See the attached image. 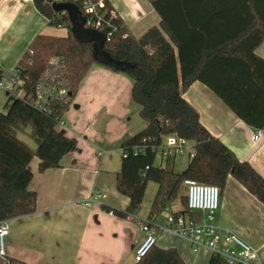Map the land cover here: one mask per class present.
<instances>
[{"label": "trees", "instance_id": "16d2710c", "mask_svg": "<svg viewBox=\"0 0 264 264\" xmlns=\"http://www.w3.org/2000/svg\"><path fill=\"white\" fill-rule=\"evenodd\" d=\"M31 1L51 27H63L67 35H42L32 41L19 62L23 89L28 94L33 92L49 60L61 56L73 99L80 82L96 63L92 43L79 42L71 32L68 15L55 12L52 6L57 3L75 5L84 19L80 1ZM150 1L161 16L160 27L150 28L136 38L115 15V29H110L111 36L102 47L111 59L128 65L121 69L107 68L123 72L132 80L131 98L140 107V118L146 124L141 132L121 144L125 158L122 157L120 170L115 175V187L118 194L128 199V205L123 212L114 210L113 215L140 223L137 214L146 187L152 183L157 190L145 221H153L176 201L181 211L173 215L183 216L189 213L183 186L187 179L216 186L221 192L231 177L264 206V179L213 137L201 125L198 113L182 97L193 82H200L244 124L254 130L264 127V60L255 52L264 42V0L244 3L234 16L237 28L190 29L184 35L159 12L157 0ZM105 3L106 10L113 11L108 0ZM193 35L204 43L184 44V40ZM67 106H52L56 112L53 117L38 112L23 99H8L5 111L0 112V221L36 211V194L28 189L32 180L28 166L34 158L38 160L40 173L61 166L70 141L56 129V118L62 116ZM28 128L36 143L34 150L17 137ZM167 136L192 144L193 157L181 172L173 171V158H161L163 167L156 165L160 157L158 149ZM137 147H143L144 153L134 155L133 149ZM135 264L185 263L175 249L155 245ZM208 264L225 262L211 254Z\"/></svg>", "mask_w": 264, "mask_h": 264}, {"label": "crops", "instance_id": "0c3cea01", "mask_svg": "<svg viewBox=\"0 0 264 264\" xmlns=\"http://www.w3.org/2000/svg\"><path fill=\"white\" fill-rule=\"evenodd\" d=\"M246 1L157 0L156 4L184 35L190 29L237 28L234 16ZM108 2L136 38L160 27L161 16L150 0ZM42 35L65 37L67 30L51 27L31 0H0V70L19 65L32 41ZM201 40L193 35L184 44L202 45ZM255 52L264 60V42ZM132 85L123 72L97 63L90 67L62 114L65 125L56 127L70 141L61 166L40 173L36 158L28 166L32 173L28 189L36 194V211L9 220L5 257L0 258V264H135L134 250L144 238L139 223L109 215V211L123 212L128 205V199L115 187L121 144L146 126L140 107L132 101ZM182 97L198 113L201 125L264 179V132L254 143V129L200 82H193ZM7 100L0 112L5 111ZM177 158H173L172 169L181 172ZM163 164L158 157L156 165ZM150 189L147 203H142L137 214L139 221L147 218L157 186L151 183ZM168 208L165 218L181 211L177 203ZM183 216L199 220L202 214L189 211ZM165 218L157 225L163 226ZM214 224L249 245L264 264V206L231 177L220 192ZM156 246L175 249L185 264H208L211 255L206 249L193 253L188 241L167 232L158 236Z\"/></svg>", "mask_w": 264, "mask_h": 264}, {"label": "built area", "instance_id": "2783aa9c", "mask_svg": "<svg viewBox=\"0 0 264 264\" xmlns=\"http://www.w3.org/2000/svg\"><path fill=\"white\" fill-rule=\"evenodd\" d=\"M84 16L85 29L104 34L108 41L110 29H115L113 11L106 10V0H78ZM60 28V27H58ZM24 80L21 77L20 66L9 71L0 70V92L7 94L9 100L23 99L32 108L46 115L56 116L52 109L54 105H69L72 101L71 89L67 80L64 60L61 56L52 57L47 70L43 73L33 92L26 93L23 89ZM56 127L65 125L61 117H57ZM264 127L254 130L251 140L258 141ZM144 153L143 147L133 149L134 155ZM100 155V154H99ZM161 158L193 157L188 142L175 136L165 137L158 149ZM125 158V154H122ZM186 189V204L190 212H199L201 219L186 218L182 215H168L163 226H157L153 221H140L139 228L143 233L142 242L135 248L133 261H141L157 243L158 236L167 232L175 237L188 241L191 251L198 253L201 249L219 256L225 264H261L254 249L233 233L224 231L214 224L215 213L219 205L220 192L216 186L200 184L194 180H184ZM113 215V211H109ZM9 233V221H0V258L5 257V239Z\"/></svg>", "mask_w": 264, "mask_h": 264}, {"label": "water", "instance_id": "95a60500", "mask_svg": "<svg viewBox=\"0 0 264 264\" xmlns=\"http://www.w3.org/2000/svg\"><path fill=\"white\" fill-rule=\"evenodd\" d=\"M52 7L55 12H64L68 15L72 26L71 32L79 42L92 43V55L97 64H101L105 67H115L116 69L128 66L127 64L111 59L105 54L102 49L103 43L106 41L105 36L103 34L84 29V19L75 5L57 3Z\"/></svg>", "mask_w": 264, "mask_h": 264}, {"label": "rangeland", "instance_id": "374dc122", "mask_svg": "<svg viewBox=\"0 0 264 264\" xmlns=\"http://www.w3.org/2000/svg\"><path fill=\"white\" fill-rule=\"evenodd\" d=\"M7 98H8L7 95H4L3 93H0V104H1L0 105V111L2 110V107H3L4 103H5V101L7 100ZM17 137L22 142L27 144L29 146V148H31L32 150H34L36 148L35 141L30 137V129L29 128L26 129L24 132H19L17 134ZM187 160H188V158L185 157V156H180L179 158H177V160H176V162H177L176 166H178L177 169L182 171L185 168L184 166H186ZM148 187L149 188H148V190H147V192L145 194L144 200H143L144 204L147 203V201H148L147 198L151 195V189H150L151 188V183L148 185ZM176 203L179 206L178 201H176ZM169 211H170V208H167L161 214L158 215L157 224L161 223L163 221V219L166 216V213H169ZM157 226H159V225H157Z\"/></svg>", "mask_w": 264, "mask_h": 264}]
</instances>
